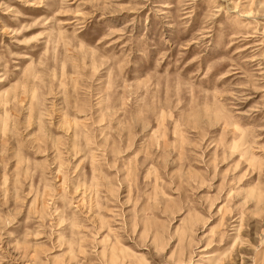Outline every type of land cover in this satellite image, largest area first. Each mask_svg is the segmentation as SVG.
I'll return each instance as SVG.
<instances>
[{"label":"rangeland","instance_id":"1","mask_svg":"<svg viewBox=\"0 0 264 264\" xmlns=\"http://www.w3.org/2000/svg\"><path fill=\"white\" fill-rule=\"evenodd\" d=\"M0 264H264V0H0Z\"/></svg>","mask_w":264,"mask_h":264}]
</instances>
